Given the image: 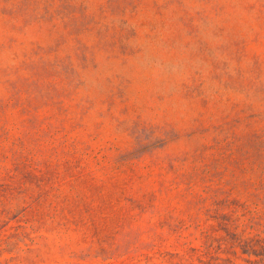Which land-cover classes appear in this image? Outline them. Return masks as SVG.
I'll use <instances>...</instances> for the list:
<instances>
[{
  "label": "rangeland",
  "instance_id": "1",
  "mask_svg": "<svg viewBox=\"0 0 264 264\" xmlns=\"http://www.w3.org/2000/svg\"><path fill=\"white\" fill-rule=\"evenodd\" d=\"M263 245L264 0H0V264Z\"/></svg>",
  "mask_w": 264,
  "mask_h": 264
},
{
  "label": "trees",
  "instance_id": "2",
  "mask_svg": "<svg viewBox=\"0 0 264 264\" xmlns=\"http://www.w3.org/2000/svg\"><path fill=\"white\" fill-rule=\"evenodd\" d=\"M264 247V245H263ZM198 248L196 247H190L189 248V255H193L195 254V258L194 259H190L189 261H187L184 264H200V263H204V264H210L209 262H204L203 257H205L207 254L208 256H210V251L208 249L206 250H200V252L198 253Z\"/></svg>",
  "mask_w": 264,
  "mask_h": 264
}]
</instances>
